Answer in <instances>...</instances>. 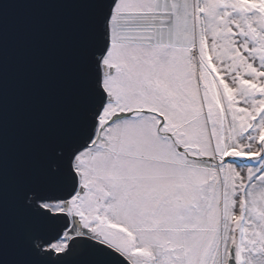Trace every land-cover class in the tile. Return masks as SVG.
I'll return each mask as SVG.
<instances>
[{"label":"snow or ice","instance_id":"1","mask_svg":"<svg viewBox=\"0 0 264 264\" xmlns=\"http://www.w3.org/2000/svg\"><path fill=\"white\" fill-rule=\"evenodd\" d=\"M21 4L78 23L10 237L2 40ZM0 264H264V0H0Z\"/></svg>","mask_w":264,"mask_h":264},{"label":"water","instance_id":"2","mask_svg":"<svg viewBox=\"0 0 264 264\" xmlns=\"http://www.w3.org/2000/svg\"><path fill=\"white\" fill-rule=\"evenodd\" d=\"M78 18L46 4L15 5L3 24L6 216L17 222L15 187L54 134L71 68Z\"/></svg>","mask_w":264,"mask_h":264}]
</instances>
